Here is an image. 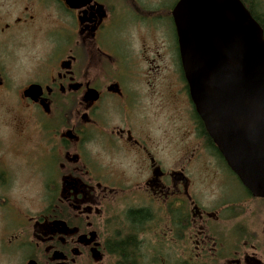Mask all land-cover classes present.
<instances>
[{"label":"flooded vegetation","instance_id":"flooded-vegetation-1","mask_svg":"<svg viewBox=\"0 0 264 264\" xmlns=\"http://www.w3.org/2000/svg\"><path fill=\"white\" fill-rule=\"evenodd\" d=\"M180 1L0 0V264H264V198L194 109Z\"/></svg>","mask_w":264,"mask_h":264},{"label":"water","instance_id":"water-1","mask_svg":"<svg viewBox=\"0 0 264 264\" xmlns=\"http://www.w3.org/2000/svg\"><path fill=\"white\" fill-rule=\"evenodd\" d=\"M173 15L194 109L243 187L264 198V31L239 0L195 10L181 0Z\"/></svg>","mask_w":264,"mask_h":264},{"label":"rangeland","instance_id":"rangeland-1","mask_svg":"<svg viewBox=\"0 0 264 264\" xmlns=\"http://www.w3.org/2000/svg\"><path fill=\"white\" fill-rule=\"evenodd\" d=\"M255 3L256 4L253 5L254 12L264 22V0H256ZM6 119L7 118L3 116L2 122L4 123ZM4 131L5 129L2 127V132ZM41 183V180L38 178H30L27 172L20 173V175L17 174V177L15 176L12 194L13 203L18 206L29 207L30 213L34 214L43 200V196L40 195L39 192ZM207 185H209V187H207ZM211 187L212 185L208 183L204 185L205 192H208L205 193L206 197L209 195V189H211ZM210 198L212 199L211 196Z\"/></svg>","mask_w":264,"mask_h":264},{"label":"trees","instance_id":"trees-1","mask_svg":"<svg viewBox=\"0 0 264 264\" xmlns=\"http://www.w3.org/2000/svg\"><path fill=\"white\" fill-rule=\"evenodd\" d=\"M253 18L259 23V25L262 27L264 31V22L260 17H258L255 13L252 14Z\"/></svg>","mask_w":264,"mask_h":264}]
</instances>
